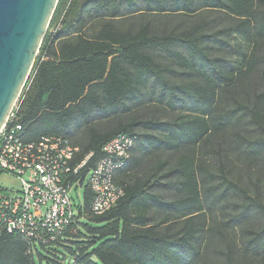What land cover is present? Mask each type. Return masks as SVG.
<instances>
[{
  "label": "trees",
  "instance_id": "1",
  "mask_svg": "<svg viewBox=\"0 0 264 264\" xmlns=\"http://www.w3.org/2000/svg\"><path fill=\"white\" fill-rule=\"evenodd\" d=\"M209 12L224 14L231 24L212 34L206 23L184 30L169 26L176 18ZM233 36L255 52L240 53L241 64L231 71L214 51H225ZM262 41L264 0H59L19 97L17 123L28 142L69 140L73 127L86 128L88 141L72 164L92 157L68 179L84 187L82 208L76 234L48 246L0 236V264H203L208 257L213 261L219 243L225 245L219 252L224 264H264L260 179L251 189L229 178L226 173L238 165L228 157L229 167L221 160L218 184L194 157L183 156L179 163L180 154L206 147L214 135L225 136L236 160L248 165L240 171L251 176L256 166L262 176L264 91L246 101L233 96L264 65V56L256 54ZM223 98L232 102L229 108ZM120 134L151 153L178 157L160 186L168 195L153 196L150 218L138 213L145 199L141 186L117 181L125 191L118 206L102 216L91 214L94 195L87 177L103 147ZM228 208L223 221L214 218L217 209Z\"/></svg>",
  "mask_w": 264,
  "mask_h": 264
},
{
  "label": "built area",
  "instance_id": "2",
  "mask_svg": "<svg viewBox=\"0 0 264 264\" xmlns=\"http://www.w3.org/2000/svg\"><path fill=\"white\" fill-rule=\"evenodd\" d=\"M19 109L17 101L0 130V176L9 175L19 182L18 190L0 184V236L14 234L31 247L48 246L66 233L76 234L74 224L82 205L77 195L72 196L78 186L68 179L92 154L73 166L78 148L69 140L50 136L25 141L23 127L17 123ZM135 145L134 137L120 134L103 147V157L86 182L94 195V216L106 214L124 198L116 176L127 166Z\"/></svg>",
  "mask_w": 264,
  "mask_h": 264
},
{
  "label": "rangeland",
  "instance_id": "3",
  "mask_svg": "<svg viewBox=\"0 0 264 264\" xmlns=\"http://www.w3.org/2000/svg\"><path fill=\"white\" fill-rule=\"evenodd\" d=\"M209 24L205 28L207 33L212 34L216 30H221L224 28H227L230 24L231 21L222 13H217V12H209L205 14H199L192 18V20H184L183 18H176L172 20L170 28L178 29V30H184L187 28H191L193 26H197L200 24ZM164 25V23H163ZM168 28V26H167ZM217 50V49H216ZM214 51V54L217 57L223 58L224 62L223 65L226 69L233 71V68H238L241 64L242 57L240 53L247 54L248 56L250 54H253L255 52L253 46L251 44L246 43L243 39H241L238 36H233L230 40L229 45L226 47L225 51ZM256 54L258 56H264V41L259 43V49L256 51ZM264 68V65H261L258 68V71L253 73V75L248 79V81L242 86L241 88L238 89L237 92H234L235 97L240 98L239 96L242 95V100L246 101L250 97L254 96L257 93L263 92L264 91V78L262 75V69ZM240 93V94H238ZM238 94V95H236ZM227 96L224 94V97ZM19 100V99H18ZM223 107L224 108H229V106L232 104V102H229L226 100V98H223ZM164 118V117H163ZM164 119H169V117H165ZM247 138H252L251 136H255V134H246L243 133ZM224 138L230 139V137H225V136H218L214 135L211 137L210 143L204 147V148H198L194 151L191 152H184L179 155V163L181 162V159H183V156H188L190 158L194 157L195 160V165L199 166L202 164L203 166H206L208 169L209 173H214L215 177L212 182L214 184H218L221 179V160L222 163L225 164L227 167L228 161H225V158L228 157L229 159H232L238 166L237 169H230L229 172L226 174L229 176L234 181H240L241 183H244L245 185H248L253 189L254 187V181L256 179H260V191L262 190V197L264 198V170H261L262 176L259 175V169L256 166L251 167L252 170V175H248L245 172H241L240 170L242 168H248L247 164H244L242 161H237L235 158L236 155V149L233 148V144L227 142ZM231 141V139H230ZM177 158L172 159V162L175 161L177 162ZM0 184L8 187V188H13L14 190L19 189V182L15 177L9 176V175H2L0 176ZM84 188H80V194H81V201H83V194ZM254 191V190H252ZM72 196L76 198V193L73 192ZM234 208V207H231ZM231 208L224 209V210H216L215 217L216 220L218 221H223L224 216L226 215V212L231 211ZM209 224H210V218H209ZM219 243V242H218ZM214 244V242H213ZM211 243L210 249L213 251L214 245ZM225 250V245L223 243H219L216 248V254H213L211 252V255L213 254V261L210 259V257L204 260L207 262V264H224L225 257L224 255H221L219 252ZM218 251V253H217ZM37 260V257H36ZM60 263H64V261H59ZM65 264V263H64Z\"/></svg>",
  "mask_w": 264,
  "mask_h": 264
},
{
  "label": "water",
  "instance_id": "4",
  "mask_svg": "<svg viewBox=\"0 0 264 264\" xmlns=\"http://www.w3.org/2000/svg\"><path fill=\"white\" fill-rule=\"evenodd\" d=\"M59 0H0V130L35 64Z\"/></svg>",
  "mask_w": 264,
  "mask_h": 264
},
{
  "label": "crops",
  "instance_id": "5",
  "mask_svg": "<svg viewBox=\"0 0 264 264\" xmlns=\"http://www.w3.org/2000/svg\"><path fill=\"white\" fill-rule=\"evenodd\" d=\"M44 59L48 60L49 58ZM98 129L103 131L102 126H98ZM88 137L89 134L85 127L82 129L73 127V133L69 140L74 147L79 148L81 143L88 141ZM24 139L28 141L26 135H24ZM151 152L152 150L145 146L135 145L127 170L119 172L116 176V181L119 184H139L141 186L145 199L140 201L138 213L147 218L152 217L154 213L153 196L166 199L168 193L160 186L167 184L168 180L165 176L176 169V162H172V159L176 157L170 158L168 154ZM80 188L84 187H78L75 193L81 200Z\"/></svg>",
  "mask_w": 264,
  "mask_h": 264
}]
</instances>
